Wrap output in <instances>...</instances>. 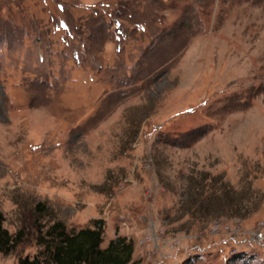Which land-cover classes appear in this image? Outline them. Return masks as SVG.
Instances as JSON below:
<instances>
[{
	"label": "rangeland",
	"instance_id": "obj_1",
	"mask_svg": "<svg viewBox=\"0 0 264 264\" xmlns=\"http://www.w3.org/2000/svg\"><path fill=\"white\" fill-rule=\"evenodd\" d=\"M0 213V264L95 219L127 264H264V0H0Z\"/></svg>",
	"mask_w": 264,
	"mask_h": 264
},
{
	"label": "trees",
	"instance_id": "obj_2",
	"mask_svg": "<svg viewBox=\"0 0 264 264\" xmlns=\"http://www.w3.org/2000/svg\"><path fill=\"white\" fill-rule=\"evenodd\" d=\"M37 211H44L42 203H36ZM0 213V252H7L16 243V236H10L1 227ZM92 227L80 228L67 232L60 221L48 225L42 237V251L39 256L22 258L18 264H127L133 251L132 240L123 236L110 239L101 247L102 221L93 220Z\"/></svg>",
	"mask_w": 264,
	"mask_h": 264
}]
</instances>
